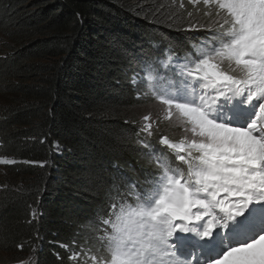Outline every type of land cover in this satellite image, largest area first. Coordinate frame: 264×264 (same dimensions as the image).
<instances>
[{"label":"trees","instance_id":"trees-1","mask_svg":"<svg viewBox=\"0 0 264 264\" xmlns=\"http://www.w3.org/2000/svg\"><path fill=\"white\" fill-rule=\"evenodd\" d=\"M217 11L177 0H0V158L13 161L0 168V264H72L83 227L106 226L119 180L133 184L127 194L146 190L140 74L147 63L172 74L198 56L222 31Z\"/></svg>","mask_w":264,"mask_h":264},{"label":"snow or ice","instance_id":"snow-or-ice-1","mask_svg":"<svg viewBox=\"0 0 264 264\" xmlns=\"http://www.w3.org/2000/svg\"><path fill=\"white\" fill-rule=\"evenodd\" d=\"M203 2L216 6L222 31L210 33L192 60L176 61L172 74L152 63L140 74L166 117L190 125V141L160 138L163 146L186 153L178 157L186 172L153 150L163 172L153 190L130 193L135 203L112 205L102 221L111 229L101 237L106 254L93 255L94 264H190L197 254L196 264H264V0ZM204 90H211L208 97ZM244 106L255 109L252 118L234 124L245 118ZM141 131L152 135L151 124ZM253 205L252 222L229 233ZM218 230L226 239L214 240Z\"/></svg>","mask_w":264,"mask_h":264},{"label":"rangeland","instance_id":"rangeland-1","mask_svg":"<svg viewBox=\"0 0 264 264\" xmlns=\"http://www.w3.org/2000/svg\"><path fill=\"white\" fill-rule=\"evenodd\" d=\"M179 3L186 4L189 8L193 9H199L203 10L206 8L216 9V6L214 4L211 5H205L203 0H199L198 3H191L190 0H177ZM224 70H229L226 67H223ZM173 73L174 69H170ZM142 85L140 89L137 90V94H140L141 101L140 104L133 109V111L136 113L137 121L136 125L138 126V129L141 133L140 140L145 142L146 145H150L151 147H148L147 149L143 147V155L140 160V163L142 164L143 168H146V174L149 175V177H152V179H155V177L158 174H161L163 171H161L160 167H157L154 163L156 162V159L153 158L151 155V152L156 150L157 153L163 152L165 156L170 157V160L173 162V164H178V168L185 170L186 172V165L183 164L181 161H179L178 157L179 155H186V153H178L175 152L173 149H169L166 146H163L160 143L161 137H167L171 143H180L183 141H190L193 138V135L190 130V125H185L181 121H179L175 115L171 119H168L166 117L165 112L163 111L164 106L161 105L158 100L152 96L150 93L146 94V88H145V81L141 84ZM211 90H204V95L206 97L209 96ZM241 111L244 113L245 118L242 120H234L233 123L237 125H243L248 122L249 119L252 118V113L255 111V109L244 106L241 108ZM148 116L149 120L145 121L144 117ZM145 123L151 124V131L152 135H148L146 132L141 131V128L145 125ZM161 132V133H158ZM157 146V147H156ZM146 150V151H144ZM4 159V158H0ZM144 164H147L149 166H145ZM6 164H0L1 166H4ZM139 171L142 169H138ZM158 171V172H157ZM143 179V178H142ZM140 179H135L133 177V180L135 182H140ZM117 187L115 190H112L109 192L106 196V204L107 207L105 210V216L106 219L110 218L112 212L114 211L112 205H119L122 202H132L135 203V196L127 194L126 191H128V188L131 184L130 182H124L119 180ZM134 182V183H135ZM142 185V184H141ZM154 186V184L151 182L150 185L146 188V191H140L138 193H145L149 190H151ZM137 188L136 186H132L130 193H136ZM129 196H133L129 198ZM256 207L257 205H253L252 208H250L248 211L245 212V215L243 217H239L236 219L234 223L230 225L229 233L233 231H239L241 228H244L248 226L252 222V218L254 215H256ZM101 212V211H98ZM104 216V217H105ZM103 217V215L99 218ZM105 227L102 225H94V222H92L91 225L89 223L86 224L85 227L81 230V233H83V239L80 235H77L76 237L79 238V240L74 241V243H83L79 244L77 246H72V250L70 253V258L72 264H94V261L91 259V257L94 255L97 258H100L102 255L106 254V251L103 247L105 241L101 239L102 236L105 235V232L102 231ZM223 239H226V237H222L220 231L218 230L214 235V240L221 241ZM239 241H232V243H238ZM211 256L210 254H208ZM197 259L199 260V255L197 256Z\"/></svg>","mask_w":264,"mask_h":264}]
</instances>
